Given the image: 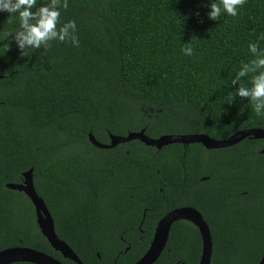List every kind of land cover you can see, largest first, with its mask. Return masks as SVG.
Returning a JSON list of instances; mask_svg holds the SVG:
<instances>
[{"label":"trees","instance_id":"1","mask_svg":"<svg viewBox=\"0 0 264 264\" xmlns=\"http://www.w3.org/2000/svg\"><path fill=\"white\" fill-rule=\"evenodd\" d=\"M212 2L68 0L57 27L75 21L79 46L53 41L46 54L26 56L15 43L18 17L0 12V250L29 247L75 264L42 235L28 196L4 186L33 169L59 238L84 264H134L160 219L183 207L210 227L211 264L260 263L264 139L211 150L138 140L108 150L89 139L109 144L110 134L145 130L154 139L225 140L264 130V115L232 94L241 65L255 58L249 44L264 50V0H246L237 17L217 21L208 18ZM49 3L37 0L33 11ZM189 43L191 57L181 51ZM251 76L240 82L250 87ZM125 243L134 249L118 257ZM201 255L199 229L180 220L155 264H199Z\"/></svg>","mask_w":264,"mask_h":264},{"label":"water","instance_id":"2","mask_svg":"<svg viewBox=\"0 0 264 264\" xmlns=\"http://www.w3.org/2000/svg\"><path fill=\"white\" fill-rule=\"evenodd\" d=\"M247 138L264 139V130L249 129L240 131L225 140L212 139L206 134L164 135L158 139H154L147 136L145 130H141L139 132H130L125 137L110 134L109 144L100 143L93 134H89L90 142L94 146L108 150L135 140L147 146L155 147L158 150L172 144H201L209 150L223 149L233 147ZM261 152L264 153V148ZM33 172V169H30L23 174L24 183H11L7 187L14 191L24 192L28 196L35 209L37 225L50 246L60 253L64 259L70 260L75 264H84L73 248L59 238L53 216L44 199L36 191ZM180 220L189 221L199 229L202 238V255L199 264H211L214 248L211 230L202 214L193 207L178 208L163 217L157 225L148 251L135 264H155L167 246L173 224ZM13 263L64 264L46 253L29 247H14L0 251V264ZM259 264H264V257Z\"/></svg>","mask_w":264,"mask_h":264},{"label":"clouds","instance_id":"3","mask_svg":"<svg viewBox=\"0 0 264 264\" xmlns=\"http://www.w3.org/2000/svg\"><path fill=\"white\" fill-rule=\"evenodd\" d=\"M246 0H214L210 4V12L208 18L217 21L222 14L231 17L239 15ZM37 5V0H0V12L9 13V20L19 19L20 28L16 31L15 43L21 54L26 56L29 49H44L41 55L47 53L51 46V42H68L74 46H79V39L76 35L77 25L75 21H68L59 28L60 24V8L68 9V0H50L46 6H40L33 11ZM198 15V13H197ZM264 40V36H261ZM9 45H6V51ZM184 55L191 57L194 49L191 44H185L181 49ZM249 51L255 57L248 63H243L232 85L239 84L237 90L232 93L242 99H247L252 106V110L257 116L264 115V50L260 49L258 43H250ZM252 74L250 84L245 86L242 84L241 78Z\"/></svg>","mask_w":264,"mask_h":264},{"label":"flooded vegetation","instance_id":"4","mask_svg":"<svg viewBox=\"0 0 264 264\" xmlns=\"http://www.w3.org/2000/svg\"><path fill=\"white\" fill-rule=\"evenodd\" d=\"M22 183H24V179L22 180ZM22 183H19V184H22ZM34 183H35V182H34ZM8 184H11V183H6V184L4 185V186H6L7 189H9V188L7 187ZM13 184H16V183H13ZM35 188H36V187H35ZM9 190H11V189H9ZM12 191H14V190H12ZM17 192H18V191H17ZM21 193H24V192H21ZM24 194H25V193H24ZM25 195H26V194H25ZM26 196H27V195H26ZM1 198H2V195L0 194V199H1ZM171 212H172V211H171ZM169 213H170V212H169ZM160 220H161V219H160ZM158 223H159V222H158ZM158 223H157V225H158ZM173 225H174V224H173ZM140 226H141V225H139L138 228H140ZM172 227H173V226H172ZM156 228H157V226H156ZM156 228H155V231H156ZM171 229H172V228H171ZM3 234H5V231H3ZM154 235H155V233H154ZM153 238H154V236H153ZM152 241H153V239H152ZM152 241H151V243H152ZM151 243H150V245H151ZM125 245H126V246L124 247V249H123V251H122L123 253L120 252L119 255H118V257L121 256L122 254H124V253H128L130 250H133V249H134V246H133V245H130V243H129V244H126V243H125ZM14 247H15V246H14ZM14 247H9V248H14ZM16 247H21V246H16ZM149 247H150V246H149ZM6 249H8V248H6ZM6 249H1L0 251L6 250ZM148 249H149V248H148ZM148 249H147V251H148ZM147 251H146V252H147ZM146 252H145V253H146ZM143 256H144V255H143ZM143 256H142V257H143ZM142 257H141V258H142ZM141 258H140V259H141ZM140 259H138L136 262H138ZM136 262H134V264H135Z\"/></svg>","mask_w":264,"mask_h":264}]
</instances>
